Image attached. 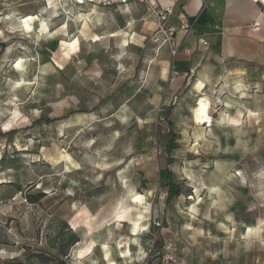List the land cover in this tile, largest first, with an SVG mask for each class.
Returning <instances> with one entry per match:
<instances>
[{"label": "rangeland", "instance_id": "obj_1", "mask_svg": "<svg viewBox=\"0 0 264 264\" xmlns=\"http://www.w3.org/2000/svg\"><path fill=\"white\" fill-rule=\"evenodd\" d=\"M157 24L132 1L0 0V264H162L170 244L264 264V62L208 47L184 69Z\"/></svg>", "mask_w": 264, "mask_h": 264}, {"label": "crops", "instance_id": "obj_2", "mask_svg": "<svg viewBox=\"0 0 264 264\" xmlns=\"http://www.w3.org/2000/svg\"><path fill=\"white\" fill-rule=\"evenodd\" d=\"M178 2L170 21L175 22L182 12L194 25L176 56L180 67L185 69L187 59H203L208 47L219 58L263 64L264 13L257 4L250 0H191L181 11ZM256 18L260 26L253 29L251 24ZM202 39L209 42L208 47L202 45Z\"/></svg>", "mask_w": 264, "mask_h": 264}, {"label": "built area", "instance_id": "obj_3", "mask_svg": "<svg viewBox=\"0 0 264 264\" xmlns=\"http://www.w3.org/2000/svg\"><path fill=\"white\" fill-rule=\"evenodd\" d=\"M80 3L90 2L99 6L110 7L119 4H127L128 2H137L146 6L154 16L158 19V24L152 36L153 42L158 46H169L173 55H177L182 47L185 36L193 30V23L185 13H179L176 21L171 22L174 14L175 6L178 0H169L166 4H161L159 0H78ZM258 4L264 13V0H250ZM260 26L259 20L256 18L251 27L257 29ZM203 46L208 47L209 42L202 39ZM170 244L167 246L168 251L162 259V264H185L177 262L174 257L173 249Z\"/></svg>", "mask_w": 264, "mask_h": 264}, {"label": "trees", "instance_id": "obj_4", "mask_svg": "<svg viewBox=\"0 0 264 264\" xmlns=\"http://www.w3.org/2000/svg\"><path fill=\"white\" fill-rule=\"evenodd\" d=\"M168 123V128L165 133L167 138L166 149L169 155L168 164H170L173 162L172 158L170 157V154L175 147V143L177 141L178 136L175 130V125L171 121H168ZM166 187L167 190L165 203L168 204L180 194V184L175 181L174 174L171 169H167ZM163 223H166V220H164ZM58 263L67 264L64 260H58Z\"/></svg>", "mask_w": 264, "mask_h": 264}, {"label": "bare ground", "instance_id": "obj_5", "mask_svg": "<svg viewBox=\"0 0 264 264\" xmlns=\"http://www.w3.org/2000/svg\"><path fill=\"white\" fill-rule=\"evenodd\" d=\"M33 19H34V16L33 15L27 16V18L25 20V22L27 24V28H30V25L28 23L29 20H33ZM87 27H88V24H87V22H85L84 27L82 29V33H85V30L87 29ZM199 86H200V84H199ZM138 201L140 203H142L144 201V199L139 196V197H137V202ZM126 208H127V206H126ZM120 213H122V212H120ZM148 218H149V213L147 211L139 210L138 212H136L134 214V217L129 219L131 221V224H132V227H131V235L136 236V235L139 234V231H144L145 230V222H146V220H148ZM117 219L119 221H125V220H127V215L120 214V215H118V218Z\"/></svg>", "mask_w": 264, "mask_h": 264}]
</instances>
